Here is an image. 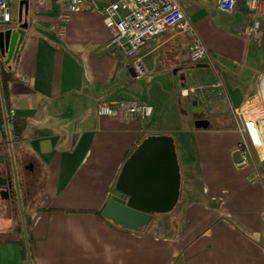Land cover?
I'll list each match as a JSON object with an SVG mask.
<instances>
[{"label":"crops","instance_id":"crops-1","mask_svg":"<svg viewBox=\"0 0 264 264\" xmlns=\"http://www.w3.org/2000/svg\"><path fill=\"white\" fill-rule=\"evenodd\" d=\"M20 1L12 0L0 27L27 24L19 55L9 62L0 55V65L14 72L11 111L26 127L18 143L0 131V147L31 155L39 168L42 190L27 215L34 264H264V160L254 155L238 171L231 155L240 140L232 110L264 89V17L260 37L248 38L245 0L232 13L215 0H179L210 61L191 63L193 36L169 29L140 48L146 74L137 77L131 60L109 46L98 13L106 0H86L62 39L56 6L35 11L28 0L19 22ZM127 99L152 106V115H96L98 103ZM199 120L206 123L197 128ZM161 135L176 140L184 161L185 201L139 231L112 223L102 211L125 160L143 139ZM255 169L260 181L252 183ZM0 232V264H23L20 234Z\"/></svg>","mask_w":264,"mask_h":264},{"label":"built area","instance_id":"built-area-1","mask_svg":"<svg viewBox=\"0 0 264 264\" xmlns=\"http://www.w3.org/2000/svg\"><path fill=\"white\" fill-rule=\"evenodd\" d=\"M237 1L215 0V4L220 11L232 13ZM11 3L12 0H0V26L10 21ZM31 3L35 11L56 6L55 33L60 39L67 32L71 15L87 6L86 0H31ZM245 3L251 14V24L245 28L243 34L248 38H259V24L264 17V0H245ZM98 13L110 34L109 46L120 50L131 60V68L137 77L146 74L141 60L136 57L138 51L147 41L169 29L193 36L188 54L191 63L210 61L206 47L196 35L194 25L179 0H106ZM12 57H7V61ZM152 113V106L135 99L120 100L114 105L102 102L96 105L98 117L120 115L125 121H143ZM10 114L13 116L12 111ZM232 120L240 140L232 148L231 155L235 169L243 171L254 164V155L258 161L264 160V89L245 99L239 108L233 109ZM250 181H260L258 170L255 169ZM261 222L264 229V212L261 214Z\"/></svg>","mask_w":264,"mask_h":264},{"label":"water","instance_id":"water-1","mask_svg":"<svg viewBox=\"0 0 264 264\" xmlns=\"http://www.w3.org/2000/svg\"><path fill=\"white\" fill-rule=\"evenodd\" d=\"M18 8V21L21 22L23 16L28 15L29 1L21 0ZM26 27L27 24L24 23L16 31L12 28L0 30L2 58L15 55ZM205 123L199 120L195 121L194 125L200 128ZM180 184V168L173 139L166 135L148 136L125 160L102 216L128 230L144 229L154 215L166 214L173 210L179 199ZM0 187H8V180L1 175ZM20 211L23 235L28 247L21 206ZM28 262L32 264L30 257Z\"/></svg>","mask_w":264,"mask_h":264},{"label":"rangeland","instance_id":"rangeland-1","mask_svg":"<svg viewBox=\"0 0 264 264\" xmlns=\"http://www.w3.org/2000/svg\"><path fill=\"white\" fill-rule=\"evenodd\" d=\"M13 11L14 8H12L11 10L12 14ZM173 141L175 145H177L176 140ZM1 142H2V136L0 133V143ZM175 149L178 155L177 159H178L180 172L181 174H183L184 161L182 160V156L179 150L177 149V146ZM0 153L4 155L3 159L5 160L4 161L5 168L10 173L13 190H15V197H16L14 203H11L10 201L4 202L3 205H5V208L2 211H0V231H9L11 228L19 226L20 222L22 225L20 206L23 212L24 222L25 220L27 221V215L33 209L32 204L37 200V197L34 195H36V193L42 190V186L39 183V168L37 167L36 159H33L31 155L27 154L26 156H23L24 154L21 152V150L19 151L18 149L15 148H11L10 150L9 148L7 149L6 147H0ZM29 166H32V169H30ZM186 186L187 184L184 182V178H183V182L181 183L180 186V195L182 197L180 200H178V203L176 204L174 210L171 213H169V216H172V213L176 210V208L177 210L178 208H181L182 203L185 201L184 192ZM29 200L31 203H29ZM10 205L12 207V210L8 209ZM13 210L14 211L16 210L17 212L16 213L17 215L15 214V218H16L15 222L11 220L12 214L10 211ZM153 217H154L153 222H158L163 219V217H161L160 214H156Z\"/></svg>","mask_w":264,"mask_h":264},{"label":"trees","instance_id":"trees-1","mask_svg":"<svg viewBox=\"0 0 264 264\" xmlns=\"http://www.w3.org/2000/svg\"><path fill=\"white\" fill-rule=\"evenodd\" d=\"M19 49L15 54V59L18 58ZM15 81V75L12 69H7L2 64L0 65V131L3 134V137L7 139L9 137L10 141L13 143H18L22 139V133L26 127V121L23 118L11 116V103L10 95L8 91V86L11 82ZM28 221L25 220V229L27 232V242L28 247L26 246L25 238L23 235V228L21 222L15 230L20 234L21 239L18 243L21 256L23 259V264H29L28 257H30L32 264H34L35 259V250L32 244V239L28 237L27 230ZM4 236L0 232V243H2Z\"/></svg>","mask_w":264,"mask_h":264},{"label":"flooded vegetation","instance_id":"flooded-vegetation-1","mask_svg":"<svg viewBox=\"0 0 264 264\" xmlns=\"http://www.w3.org/2000/svg\"><path fill=\"white\" fill-rule=\"evenodd\" d=\"M18 48H17V50H18ZM17 50H16V52H17ZM0 171H1V174H0L1 177L2 178H6L8 180V187L10 185V188H8V187H0V211H2L5 208V205H3V203L4 202H9V201L11 203H14L16 197H15V190H13V185H12V182H11V176H10V173L5 168V164H4V159L3 158H0ZM6 190H7V193H6ZM22 208H23V205H22ZM8 209L12 210L11 205L9 206ZM10 212L12 214L11 220L15 222L16 221L15 214L17 213L16 210L15 211L13 210V211H10ZM14 228H16V227H14Z\"/></svg>","mask_w":264,"mask_h":264}]
</instances>
